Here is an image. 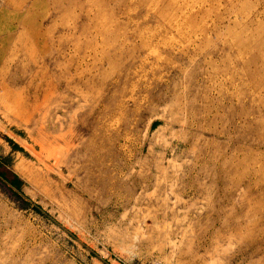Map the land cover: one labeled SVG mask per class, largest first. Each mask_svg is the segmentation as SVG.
<instances>
[{
    "label": "rangeland",
    "instance_id": "374dc122",
    "mask_svg": "<svg viewBox=\"0 0 264 264\" xmlns=\"http://www.w3.org/2000/svg\"><path fill=\"white\" fill-rule=\"evenodd\" d=\"M0 264H264V0H0Z\"/></svg>",
    "mask_w": 264,
    "mask_h": 264
},
{
    "label": "trees",
    "instance_id": "16d2710c",
    "mask_svg": "<svg viewBox=\"0 0 264 264\" xmlns=\"http://www.w3.org/2000/svg\"><path fill=\"white\" fill-rule=\"evenodd\" d=\"M5 140H6V142H8V143L12 146L13 149H18V150H19L18 146L15 145L10 139L5 138ZM20 150H21V149H20ZM1 177H2V176H1ZM9 182H10L13 186H19V182H18V180H17L16 178L13 179V180H10Z\"/></svg>",
    "mask_w": 264,
    "mask_h": 264
},
{
    "label": "bare ground",
    "instance_id": "6f19581e",
    "mask_svg": "<svg viewBox=\"0 0 264 264\" xmlns=\"http://www.w3.org/2000/svg\"><path fill=\"white\" fill-rule=\"evenodd\" d=\"M10 6V5H9ZM37 37V36H35ZM9 57V56H8ZM7 59V58H6ZM8 66V65H7ZM16 169L23 174V176H28V170L26 169V167L24 166V163H18L16 165Z\"/></svg>",
    "mask_w": 264,
    "mask_h": 264
}]
</instances>
